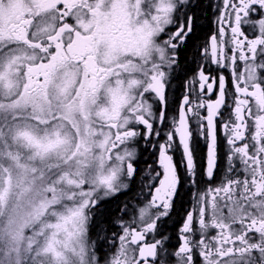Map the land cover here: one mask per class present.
I'll return each instance as SVG.
<instances>
[{
  "label": "snow or ice",
  "instance_id": "snow-or-ice-1",
  "mask_svg": "<svg viewBox=\"0 0 264 264\" xmlns=\"http://www.w3.org/2000/svg\"><path fill=\"white\" fill-rule=\"evenodd\" d=\"M0 264H264V0H0Z\"/></svg>",
  "mask_w": 264,
  "mask_h": 264
},
{
  "label": "flooded vegetation",
  "instance_id": "flooded-vegetation-1",
  "mask_svg": "<svg viewBox=\"0 0 264 264\" xmlns=\"http://www.w3.org/2000/svg\"><path fill=\"white\" fill-rule=\"evenodd\" d=\"M211 2L212 3H218L219 2V0H211ZM204 3H205V5H207L208 3H209V0H204ZM201 13H202V15H201V19H200V21H199V23L202 21V24H203V21H204V23L208 26V31L203 35V37H201L200 39L201 40H204V39H206L207 38V36L209 35V34H211L214 30H215V27H216V25L214 24V20H215V15H214V12L212 11V10H204V9H202L201 11H200ZM199 12V13H200ZM201 24V23H200ZM213 67H215L214 65H213ZM147 157V154H145V158ZM149 163L151 162L150 160L148 161ZM141 167L143 168V167H145V165H144V163L142 162V164H141ZM139 192V187H137V191L135 192V193H132V194H130L131 196H134V195H136L137 193ZM123 199H125V198H122V200ZM131 202H134V201H131ZM120 203V202H119ZM118 203V204H119ZM118 206V205H117ZM184 207L185 208H187L188 207V197L186 196L185 197V204H184ZM116 215H118V213L116 212ZM169 224L171 225V222H169ZM169 233L172 235V237H173V243H175L176 241H175V233H174V231L171 229V227H169Z\"/></svg>",
  "mask_w": 264,
  "mask_h": 264
},
{
  "label": "trees",
  "instance_id": "trees-1",
  "mask_svg": "<svg viewBox=\"0 0 264 264\" xmlns=\"http://www.w3.org/2000/svg\"><path fill=\"white\" fill-rule=\"evenodd\" d=\"M199 15L201 17L202 13L200 12ZM204 21H203V24H202V21L200 22L201 23L200 29H199V37L200 38L203 37V35L208 31V26L204 23ZM118 203L119 202H113L112 204L106 205L104 216L101 217V219H107V218H110L112 216H115ZM104 227L107 228V227H109V225L105 224Z\"/></svg>",
  "mask_w": 264,
  "mask_h": 264
}]
</instances>
